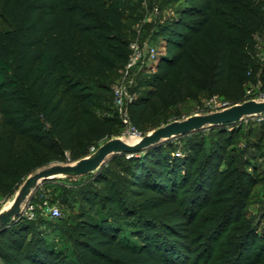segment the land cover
<instances>
[{"label": "trees", "instance_id": "16d2710c", "mask_svg": "<svg viewBox=\"0 0 264 264\" xmlns=\"http://www.w3.org/2000/svg\"><path fill=\"white\" fill-rule=\"evenodd\" d=\"M183 1L185 11L150 37L165 44V54L155 73L138 79L148 88L129 107L138 128L177 120L182 105L201 98L242 104L251 100L246 86L258 81L264 0ZM130 42L114 0H0V198L40 170L89 158L93 147L120 137L117 111L101 117L96 110L98 100L114 107L109 82L129 63ZM255 116L130 158L111 155L84 183L85 176H61L82 198L74 216L44 213L45 202L72 200L66 187L48 194L58 177L44 181L25 202L36 206V218L0 227V264H264V241L245 212L261 180L247 163L240 172L236 157L222 171L228 148L264 125ZM174 140L187 142L182 158L173 155ZM48 220L66 229L64 246L44 234ZM221 232L228 241L214 239Z\"/></svg>", "mask_w": 264, "mask_h": 264}, {"label": "rangeland", "instance_id": "374dc122", "mask_svg": "<svg viewBox=\"0 0 264 264\" xmlns=\"http://www.w3.org/2000/svg\"><path fill=\"white\" fill-rule=\"evenodd\" d=\"M116 1L120 7L121 12L125 18V21L128 23L130 27V49L131 56H133L132 44L137 43L139 49L143 52L142 56L138 60V65L132 71L131 75L134 78V83L131 85L129 91L130 94L136 99L140 94L145 93L148 89L146 87H142L139 84V77H145V75L149 73H155L157 71V67L160 63L161 57L165 54V44L163 42H157L150 44L149 40L151 35L154 33V27L158 24L166 23L172 19H177L180 14L178 12L185 11V3L183 0H173L171 3L168 0H114ZM202 3L201 1H197L196 4ZM188 9V8H187ZM261 37V36H260ZM257 37L258 48L257 52L259 54V58L262 66L258 70L257 77L258 81L254 85L248 84L247 88V96L250 98H257V95L262 92L264 93V39L261 37ZM260 38V39H259ZM160 40V39H159ZM163 43V44H162ZM148 44H150L151 48H155L156 50V58L150 56V49L148 48ZM135 55V54H134ZM143 71V73H142ZM145 71V72H144ZM125 75V71L122 69L117 72V75L110 79V89L111 94L110 98H114V89L117 85L120 84L123 77ZM250 91V92H249ZM211 98V97H210ZM209 97L201 98L202 101L197 103L194 101H189L186 104L180 107L181 116L177 120L168 119L162 122V126H165L169 122L173 121H182L194 115H202L213 113L209 108H207ZM220 99H224L219 97ZM98 103L102 105L103 108H109L111 111H105L103 108L97 109V114L101 117H111L115 115V105L113 107L112 102L106 103L103 100H98ZM206 111V113H203ZM157 112H152L151 118L155 117ZM150 120V119H149ZM141 131H145V136L153 132L150 126H145V128L139 127ZM254 134L249 135L248 132H245L239 136V138L235 141V143L228 148L227 157L222 165V171H229V165L231 160L236 157L238 170L241 172L244 171L245 164L247 163L249 166L247 172L251 175H255V177L259 178L261 182L256 185L250 195V200L248 207L246 208V219L253 223L256 233L262 238L264 241V125H255L254 126ZM119 135L121 138L125 132V128L122 125L119 127ZM206 141H213L215 138V132H210L206 130L203 133ZM174 153L173 155L178 158H182L185 156L186 150V140H174ZM245 151V152H244ZM120 166L118 164L113 165V169L121 172ZM57 178V177H56ZM91 179L90 176H85L81 181L87 182ZM69 182H67L63 177H58L55 183L49 186V195L51 192H54L57 187H66L68 188V194L71 195V202L68 205H61L59 202H56L55 205L62 209V217H70L76 215L80 211V207L82 205V198L77 196V189H70ZM19 192V191H18ZM17 192V193H18ZM17 193L11 198H0L1 204V212L8 210L13 204ZM40 209V206L37 207ZM44 234L49 236L52 241H55L61 246H64L65 237H66V229L63 225L60 224L59 220H48V225L43 229ZM222 232L214 237L215 240L219 239V242L228 241L227 236H222ZM218 256V254H217ZM189 264H193L190 262ZM203 264H216L214 260H206Z\"/></svg>", "mask_w": 264, "mask_h": 264}, {"label": "water", "instance_id": "95a60500", "mask_svg": "<svg viewBox=\"0 0 264 264\" xmlns=\"http://www.w3.org/2000/svg\"><path fill=\"white\" fill-rule=\"evenodd\" d=\"M263 113L264 101L249 100L223 111L194 115L182 121L171 122L144 136L137 143H131L122 138L113 139L103 144L89 158L75 163L56 164L40 170L25 181L11 207L0 213V227L12 223L22 215L25 202L46 180L61 176L83 177L99 170L111 155L138 153L163 141L199 131L207 126L233 124L247 116Z\"/></svg>", "mask_w": 264, "mask_h": 264}, {"label": "built area", "instance_id": "2783aa9c", "mask_svg": "<svg viewBox=\"0 0 264 264\" xmlns=\"http://www.w3.org/2000/svg\"><path fill=\"white\" fill-rule=\"evenodd\" d=\"M150 46L151 45L148 44L149 49L151 48ZM132 50L135 55L133 54V56H131L129 63L124 69L125 75L122 81L114 89V105L117 114L125 128V132L121 138L131 143H137L144 138L145 134L137 126L134 125L131 119L129 107L131 103L135 100V98L130 94L129 89L131 85L134 83V78L132 77L131 73L136 68V65H138L137 62L139 58L142 56L143 52L139 49L137 43L132 44ZM257 55L259 57V54ZM150 56L156 58L155 48L150 49ZM251 100L264 101V93L260 92L257 95V98L254 99L251 98ZM232 106L234 105L230 101L225 99L222 100L218 96L211 97L207 104V108H209L213 112L223 111L225 109L231 108ZM254 118L257 119L258 121H263L264 115L259 114L256 115ZM91 151L92 153H95L96 148L93 147ZM131 156L133 155L127 154V158H130ZM43 210L47 216L53 219L62 216V211L58 206L50 205L47 202H45ZM0 211H1V204H0ZM22 215L30 221L34 220L36 218V206L31 202H27L25 205H23Z\"/></svg>", "mask_w": 264, "mask_h": 264}]
</instances>
